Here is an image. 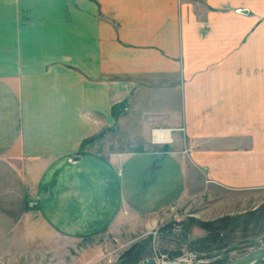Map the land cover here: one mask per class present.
Here are the masks:
<instances>
[{"label": "crops", "instance_id": "obj_1", "mask_svg": "<svg viewBox=\"0 0 264 264\" xmlns=\"http://www.w3.org/2000/svg\"><path fill=\"white\" fill-rule=\"evenodd\" d=\"M138 2L0 0V243L147 230L197 185L264 200V0Z\"/></svg>", "mask_w": 264, "mask_h": 264}, {"label": "rangeland", "instance_id": "obj_2", "mask_svg": "<svg viewBox=\"0 0 264 264\" xmlns=\"http://www.w3.org/2000/svg\"><path fill=\"white\" fill-rule=\"evenodd\" d=\"M29 1L38 17L46 16V6L52 21L71 23L83 0ZM85 1L94 3L104 18L125 16L140 7L138 0ZM131 1V7H125ZM196 187L187 188L184 199L159 213L156 224L147 230L108 231L83 243H32V248L0 243V264H139L147 259L166 264H230L264 248L262 195L259 200L256 194L219 188L210 193L205 186ZM25 250H30V256L22 255Z\"/></svg>", "mask_w": 264, "mask_h": 264}, {"label": "water", "instance_id": "obj_3", "mask_svg": "<svg viewBox=\"0 0 264 264\" xmlns=\"http://www.w3.org/2000/svg\"><path fill=\"white\" fill-rule=\"evenodd\" d=\"M261 261H264V248L258 249L257 251L248 254L233 263L230 264H260ZM139 264H166L157 262L155 259H147Z\"/></svg>", "mask_w": 264, "mask_h": 264}, {"label": "built area", "instance_id": "obj_4", "mask_svg": "<svg viewBox=\"0 0 264 264\" xmlns=\"http://www.w3.org/2000/svg\"><path fill=\"white\" fill-rule=\"evenodd\" d=\"M152 139L156 143L167 141V133L164 131H154L152 132Z\"/></svg>", "mask_w": 264, "mask_h": 264}, {"label": "bare ground", "instance_id": "obj_5", "mask_svg": "<svg viewBox=\"0 0 264 264\" xmlns=\"http://www.w3.org/2000/svg\"><path fill=\"white\" fill-rule=\"evenodd\" d=\"M158 134V133H157ZM174 264V263H173ZM176 264V263H175Z\"/></svg>", "mask_w": 264, "mask_h": 264}]
</instances>
